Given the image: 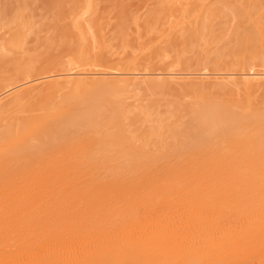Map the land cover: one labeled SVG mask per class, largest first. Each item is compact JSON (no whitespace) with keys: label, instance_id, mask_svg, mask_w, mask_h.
<instances>
[{"label":"bare ground","instance_id":"1","mask_svg":"<svg viewBox=\"0 0 264 264\" xmlns=\"http://www.w3.org/2000/svg\"><path fill=\"white\" fill-rule=\"evenodd\" d=\"M216 1H227L234 9L241 6V0ZM208 3L161 2L138 26V34L166 17L172 20L165 36L176 33L189 22L186 14L204 13ZM243 11L262 45L264 21L254 17V5ZM23 21H14L18 29L0 39V54L21 48ZM73 25L79 48L65 65L34 74L27 65L21 77L0 86V264L212 262L216 250L211 242L222 225L213 229L215 234L207 232L209 225L203 227L212 215L205 203L211 197H264V66L183 74L173 66L119 68V54L96 50L83 22L76 19ZM194 75L235 77L234 88L218 85L193 92L192 102L176 108L170 123L151 133L137 132L142 119L127 103L134 83L173 89L177 80ZM17 88H22L21 96L11 93ZM128 202L147 203L140 223L119 220L135 210ZM162 249L165 254L158 253Z\"/></svg>","mask_w":264,"mask_h":264},{"label":"rangeland","instance_id":"2","mask_svg":"<svg viewBox=\"0 0 264 264\" xmlns=\"http://www.w3.org/2000/svg\"><path fill=\"white\" fill-rule=\"evenodd\" d=\"M167 1L169 0H0V39H8L10 34L18 29L17 25L13 23L14 21L25 20L23 23L26 25L22 30L23 43L21 48L0 54V86L9 80L21 77L22 70L27 65L31 66V74L54 72L65 65L67 59L73 57L79 48L77 33L73 25L76 19H79L81 24L83 22L87 36L90 37L96 50L103 48L110 53L119 54L117 58L119 68L133 65L139 70H149L155 67L173 66L174 72L183 74L185 72L223 73L229 69H238L240 66L252 64L264 66V43L261 45L257 29L243 11L246 7L254 5V9H256L254 17L264 21V0H241V6L237 9L232 8L227 1L211 0V3H208L209 5L204 9L206 12L198 15L196 13V16L186 14L189 16L187 18L189 22L183 26V32L180 29L176 33L165 36L172 20L171 17H166L159 22L157 21V24L154 23L155 27L151 25L146 28L144 33L138 34V26L143 22L145 23L150 15L152 16L156 6H159L158 4ZM88 2H91V5ZM214 3L215 5H213ZM88 4L92 6L89 12H87ZM201 7L204 8L205 5L203 4ZM198 8L196 9L200 10ZM195 28H197L196 33H194L196 36H193L192 32ZM188 30L192 31L186 34ZM5 32L6 35L3 36ZM147 43L150 45L146 46ZM234 78L227 76L224 79H215L210 75L187 76L177 80L173 89H150L146 88L140 81L135 82L127 103L132 114H137L142 119V124H137V132L141 130V133H151L160 130L159 127L171 122V114L176 108L180 111L192 102L193 92L209 91L218 85L232 89L234 88ZM12 92L20 96L23 94L22 88H17ZM233 197H211L207 202L208 204L205 203L206 206H210H208L210 210L212 209V215L204 220L203 227L209 225L207 226L209 229L205 227L207 232L211 231L210 233L215 234L217 228L219 229L222 225V229L218 230L219 234L216 231V237L215 235L213 237L214 242H211L212 247L216 250L215 256L212 262L209 261L207 264H264V228H262L264 227L262 220L264 218H261V214H264V197L257 200L259 197L244 196L246 200L248 199L246 203L242 196ZM231 200L233 203L235 202L234 206ZM249 200L253 203H250ZM229 203L230 205L232 203L233 209ZM260 203L263 205L261 209H259ZM217 204L219 207L221 206L222 211L219 210ZM246 204H250V206L254 204L251 210L255 212L258 208L262 210V213L257 209L255 212L257 217H254L253 211L242 209ZM127 205H132L134 208L131 209L135 210L120 216L119 220H134L137 224L140 223L145 216L143 213L147 211L143 208L147 203L135 205L128 202ZM216 208L218 209L216 210ZM236 208L239 209L240 213L235 212ZM220 211L225 215L221 214ZM230 211L235 216L234 214L231 216ZM246 211L252 212L251 215L247 214ZM242 212L248 215H246L245 220L243 219L245 215H242ZM217 214L218 217L215 216ZM221 215L222 217H220ZM217 218H222L221 221L225 220L226 224ZM238 218H240V222H238ZM253 218L254 220L257 218L255 222L252 221ZM211 220H213V224L218 221V225L216 223L214 226ZM226 220L228 221L226 222ZM249 221L252 222L251 226H248ZM241 222L245 224L243 225ZM214 228L216 230H213ZM232 231L233 233H231ZM245 231L250 235H246ZM221 235L224 237L223 239ZM231 240L235 241L236 245ZM253 242L257 244H252ZM248 244L251 245L252 250ZM244 246L247 248H243ZM254 246H256V251ZM165 252L163 249L158 251L161 254H165Z\"/></svg>","mask_w":264,"mask_h":264}]
</instances>
